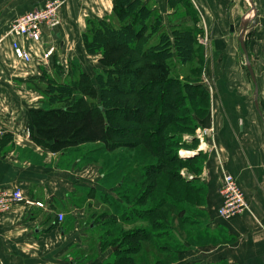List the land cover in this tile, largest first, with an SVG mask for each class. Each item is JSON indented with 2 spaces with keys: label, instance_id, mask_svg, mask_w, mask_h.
<instances>
[{
  "label": "crops",
  "instance_id": "0c3cea01",
  "mask_svg": "<svg viewBox=\"0 0 264 264\" xmlns=\"http://www.w3.org/2000/svg\"><path fill=\"white\" fill-rule=\"evenodd\" d=\"M46 1L0 0V189H21L28 201L43 205L17 206L1 216L0 264H102L111 253L100 247L98 238L91 239L100 230L86 219L84 203L101 190L100 166H76L73 158L59 152L67 146L57 148L49 136L56 128H71L70 114H60L69 99L57 95L60 88L86 85L89 69L101 68V55L87 51L84 36L91 22L117 24V0H65L58 21L43 26L39 42L9 33L16 18ZM187 1L196 16L178 11L181 0H145L159 12L160 35L173 37L188 17L205 31L203 51L209 55L212 89L207 88L209 108L198 122L199 129L211 133L203 141L197 139V146L187 142V158L201 155L199 180L206 185L207 198L218 196L221 203L219 189L225 173H230L249 203V211L221 223L227 224L230 236L242 239L233 248H219L222 259L264 264V0ZM242 32L257 79L258 108ZM15 42L28 52L29 61L17 57ZM52 48L55 52L46 57ZM94 58V64L88 62ZM73 66L79 68L76 77ZM80 98L86 102V97ZM76 143L68 147L69 155L71 150L82 151L83 144ZM60 213L65 215L63 222ZM90 246L97 253L88 255ZM212 257L207 254L209 260Z\"/></svg>",
  "mask_w": 264,
  "mask_h": 264
},
{
  "label": "trees",
  "instance_id": "16d2710c",
  "mask_svg": "<svg viewBox=\"0 0 264 264\" xmlns=\"http://www.w3.org/2000/svg\"><path fill=\"white\" fill-rule=\"evenodd\" d=\"M135 4L136 0H117L116 15L119 27H116L117 25L112 21L106 20L90 23V28L84 36V43L89 53L101 55V68L96 70L95 77H86V85L93 94V99L87 104L90 109H84L86 102H83L82 98L75 99L70 107L66 102L63 103L60 114H65L66 117L70 114V119L67 120L71 128L59 127L50 136L46 135L55 142L57 148L67 146L66 149L59 150L62 157L69 155L68 147L73 146L76 141L81 144L87 140L96 142L95 137L91 139L87 135L91 130L101 137L103 147L93 148L99 155L108 156L112 151L111 155L114 156L115 148L129 147L133 152V158L129 155L117 157L118 159L101 157L103 173H100L101 190L97 191L99 193L97 195L114 196L121 187H124L122 180L132 177L134 184L128 189L129 194H123L120 201L112 203L114 216L124 218L129 214L126 211L127 205L123 202L131 201L140 205L141 209H132L129 218L137 216V220L133 219L134 223H128V221L132 222L128 218L127 223L122 221L124 225H146L149 222L151 227L167 226L166 228L173 230V224L169 223L174 218L173 211L180 214L188 210L192 213L195 211L181 204L180 199L188 202V199H192L191 194L196 191L192 181L182 177L181 170L189 168V164L194 163L197 156L183 158L179 152L181 148L189 147L187 143L189 141L183 140L182 135L184 133L194 135L196 125L199 127V118L206 115L210 104L209 93L199 82V77L188 78L184 74L171 73V69L175 68L172 60L176 49L177 52L180 50V53L186 51L190 53V49H193L191 47L193 38L189 33L183 37H177L175 34L173 37H176L171 38L169 34L162 32L159 40L154 44L149 45L147 42L143 47L138 45L139 41L146 39L145 32L151 29L149 23L151 18L148 20L151 12L145 17L141 14L142 9L132 11ZM132 13H135V16H132ZM129 52L137 54L138 59L134 56L129 58ZM138 61H142L143 64H138ZM60 89L62 91L59 92L70 100L72 94L70 87ZM127 94L132 96V101L128 103L118 101L121 96ZM195 96L197 100L206 102V106L198 108L200 117L197 118V124L187 125L183 116L177 118L176 116L182 109L183 102H193L191 100H194ZM88 118L93 119L94 123H88ZM172 118L182 124L178 126L179 134L172 131L174 127L168 121ZM193 119L195 118L192 117L190 120ZM106 134H110L118 141L110 143ZM191 141L193 146H197V139ZM74 151L83 152V150H71ZM88 154L90 156V152ZM83 155L74 159L76 166L81 165L85 162V158H88ZM158 159L159 162L155 161ZM121 165L122 167L133 165V169L127 171L129 176L122 175L121 180L115 186H111L107 180L117 176ZM188 171L193 170L188 169ZM201 188L207 197L205 183ZM184 219L181 223H193L188 219L184 222ZM124 225H121L122 227L114 225L99 236L100 247L103 250L107 248L112 250L110 257L102 264H150L148 257L139 259L138 255L143 252L141 239L146 241L149 239L148 236L155 239L154 236L157 234L154 235V230L144 225L135 228L134 231H127ZM149 244L152 247L155 242L150 240ZM155 263L163 264L156 260L153 261V264Z\"/></svg>",
  "mask_w": 264,
  "mask_h": 264
},
{
  "label": "rangeland",
  "instance_id": "374dc122",
  "mask_svg": "<svg viewBox=\"0 0 264 264\" xmlns=\"http://www.w3.org/2000/svg\"><path fill=\"white\" fill-rule=\"evenodd\" d=\"M181 2H182L181 5L179 6L177 4L175 5V6H178V11H182V12L188 11V13L190 14V17H194L195 14L194 15L191 14V8L189 7L190 6L189 2L187 0H181ZM142 5L145 7L143 8ZM151 5L152 4H149V3L147 4L145 0H136V4L132 8V11L133 10L140 11L142 9L143 12H141V14L142 15L144 14L145 17H147V14L149 15L151 12L150 17L148 18V20L151 18V21H149V23H151V29H148V31L145 32L146 39L138 42V45L140 47H143L144 43L148 42L149 45H152L156 41L159 40L160 31H161V28H160L161 26H160V23L158 22L159 12L155 11V9L153 8V5L152 6ZM132 16H135V13H132ZM190 17L183 19L182 22L180 21V23L183 24L184 26H181L183 28L180 27V32L177 31V37H183L189 33L193 38V44L191 46L193 49H190L191 50L190 53L188 51L180 53V50L179 52H177V49H176V51L174 52L175 54L173 56V60H172L173 62L172 65L175 68L174 69L170 68L171 73L172 74L178 73L182 75L184 74L188 78L199 77L200 78L199 82L201 84L203 83L206 86V89L209 88L211 90L212 87L210 84V79L208 77V75H210L208 74L209 73L208 72L209 71L208 70L209 55L203 51V47H205L204 45L206 44L205 31L200 28L202 26H199L198 21L193 22L190 19ZM154 19H156V21H154ZM197 19L198 18H195L194 20H197ZM115 25H117L116 27H119L118 24H115ZM175 37H171V38H175ZM197 47H198V50H197ZM129 53L131 55L130 56L128 54L129 58L134 56V58L138 59L137 54H135L134 52H129ZM92 55H95V54H92ZM97 59L96 61H98ZM88 62L94 64L95 58L93 60H88ZM138 64L141 65L143 64V62L138 61ZM76 67L77 68L75 70V66H73V71H72L75 77L78 75L76 72L79 71L78 66ZM197 69H199V71H197ZM95 72L96 70L89 69L88 76H90L91 78H94L96 75ZM87 86L88 85L67 86V87H70L71 89L70 93L72 94L70 96V100L67 101L66 105H69L70 107V104L73 105V102L75 99H79L83 95L84 97H86V103L84 105V109H90L87 104H89L90 100L93 99V94H92L91 89H88ZM63 87L65 88L66 86H63ZM60 91H62V89H60ZM57 95L63 97L61 92L57 93ZM130 96H131L130 94L121 96L118 99V101H123V102L128 103L132 101L131 100L132 96L131 97ZM191 101L193 102H190V101L183 102L182 109L179 110V113L177 114L176 118L183 116L186 119L185 122L187 125H196L197 118L200 117L198 108L205 107L206 102L202 100H197L196 96H195V99ZM192 117L195 119L190 120L192 119ZM93 121L94 120L91 118L87 119V122L90 124L94 123ZM168 121L170 122L172 127H174V129H172L173 133H178L180 131L178 129V126L182 124L177 123V121H175V118L169 119ZM113 124L115 125L114 122ZM200 129L198 125H196L194 135H196ZM181 132L183 131L181 130ZM87 135L91 139L95 137L96 142L93 140H87L86 142L88 144H83L81 146L83 147L81 148L83 152L81 153L78 151L72 152L70 155L66 157L68 160L70 158H73V160L75 158L77 159L84 154L83 156L88 157V158H85V162H82V164L83 163L84 164H87V163L96 164L97 162L100 166L101 173H103L102 166H101V159H102L101 157L118 159L117 157H127L129 155L131 156V158H133V154H132L133 152L129 147H126V148L119 147V148H115V150L113 149L114 151H116L114 156H112L113 154L111 155L112 151H110V154L108 156L99 155L98 153H95L96 151L93 148L95 146L103 147L100 135L94 132L93 130H91ZM188 136H193V135L184 133L182 135V139L186 141ZM106 137L108 138L110 143H114L115 141H118V139L112 137L110 134H106ZM105 140L107 141V139ZM170 149L172 150L174 148H170ZM185 150L187 149L181 148L180 152L181 151L186 152ZM88 152H90V156ZM73 153L75 155H73ZM200 156L201 155L196 157L197 159L196 161H194V163L189 164L188 166L189 168H183L181 170V175L183 172L186 173L185 175H182V177L192 181L193 187L195 188L196 191L195 193L191 194L192 199H188L189 203L186 202L184 199H180V201L184 207H187V208L190 207L191 209L193 208L195 210L194 211L195 213L194 212L192 213L190 210H188L180 214L172 210L174 218L169 223L173 224L174 226L173 230H171V228L170 229L166 228L167 226H164L163 228H159V227L154 228V227H151L152 225L149 222H147L146 225L144 224H138L137 226H135L136 224L124 225L122 221L127 223L128 221L127 219L129 218V215L132 209H136V210L141 209L140 205H136L131 201L124 200L123 202V204L127 205L126 211L129 214L125 215L124 218L122 216H117V215L114 216V212H113L114 206L112 205V203L115 204V202L120 201L121 196L123 194H129L128 189H130L131 186L134 184V182L132 181V177H128V179L122 180L124 182V187H121V189H119L120 191L118 193H115L114 196L106 197L105 195L102 194L103 196H97L98 198L93 197L94 199H91V197L90 198L88 197V199L84 202L86 204L85 205L86 219H88L89 224L94 223V225L99 226V230H100V232L97 234L98 236L96 237L93 236L91 239L98 240L99 236L102 233L104 234L108 229H111L114 225H119V227H122L121 225H124L123 227L127 231L128 230L134 231L135 228L136 229L139 227L141 228L142 225H144L147 228L150 227L151 229H153L154 235L157 234L156 236H159V237L154 236L155 239L148 236L150 240H153V242H155V245H152V247L149 244L150 243L149 239L146 241H144V239H141L142 241L141 244H143V247H142L143 252H140L141 254L138 255L139 259H144V257L146 258L148 257V259L151 261L150 264H153V261L155 262V260L156 262H163V264H230L226 260L222 259L223 251L220 252L219 248H222L223 250L224 245H227V244L231 245V247L233 248L237 246L242 239L238 237V235L230 236V231L228 230V228H224V227H227L226 226L227 224L226 225L221 224L224 221L218 215V209L222 205V203H220L218 200V196L216 197L217 199L215 198L211 200L207 198L205 196V193L201 190L203 181L199 180V177L202 174L201 165H203V162L202 160H200ZM113 160H111L110 162L112 163ZM155 161L159 162L160 160L158 159ZM114 164H116L115 161H114ZM131 169H133V165H128V166L123 165V167L121 165L119 166V172L117 173V176L113 177V179L110 178L107 181H109V184L111 186L112 185L115 186V184L119 180H121L122 175L128 174L127 176H129V173L127 171H131ZM188 169L191 171L193 170V171L189 172ZM114 189H116V187H114ZM197 207H199L200 209L199 208L197 209ZM184 218L188 219L189 222L193 221V223L190 224L188 222H185ZM133 219L137 220V216L135 217L132 216V219H130L132 220V222L128 221V223H134ZM182 219H184L185 223L183 222L181 223ZM227 222H230V221H227ZM112 223L114 224L112 225ZM92 247L90 246V248L87 250V254L97 253L95 251V248H92ZM98 250L100 251L99 247H98ZM107 251H108L107 253L112 252L111 249H108ZM207 254H212L214 257H212L209 260L207 258ZM90 257L93 258L92 256ZM197 257H199L198 261H197L198 259Z\"/></svg>",
  "mask_w": 264,
  "mask_h": 264
},
{
  "label": "built area",
  "instance_id": "2783aa9c",
  "mask_svg": "<svg viewBox=\"0 0 264 264\" xmlns=\"http://www.w3.org/2000/svg\"><path fill=\"white\" fill-rule=\"evenodd\" d=\"M64 2L65 0H48L42 7L27 11L13 21L9 33L16 37L28 38L34 42H39L43 26L54 25L58 21L59 12ZM14 49L18 58L30 60V55L18 42L14 43ZM54 52V48L50 49L46 52V57H50ZM209 133L211 132L208 129H200L196 135L188 136L186 141H191L194 138L203 141L204 138L208 137ZM2 135L3 132L0 128V138ZM179 154L183 158L190 156V153L182 151ZM185 174L184 172L182 173V175ZM219 194L222 199V205L218 209V215L223 221H231L250 210L244 191L232 174L225 173ZM21 205H28L30 207L43 206L40 202L28 201L21 189L12 191L0 189V218L13 208ZM58 219L60 222H63L65 215L62 213L58 214Z\"/></svg>",
  "mask_w": 264,
  "mask_h": 264
},
{
  "label": "water",
  "instance_id": "95a60500",
  "mask_svg": "<svg viewBox=\"0 0 264 264\" xmlns=\"http://www.w3.org/2000/svg\"><path fill=\"white\" fill-rule=\"evenodd\" d=\"M257 23V21L254 22V25ZM240 41H241V44H242V47H243V50H244V53H245V57H246V60H247V68H248V71L251 75V78L253 79L254 81V84H255V103H256V106L258 108V85H257V79H256V76H255V73L253 71V68L248 60V56H247V50L245 48V44H244V34L243 32L241 33V36H240Z\"/></svg>",
  "mask_w": 264,
  "mask_h": 264
}]
</instances>
